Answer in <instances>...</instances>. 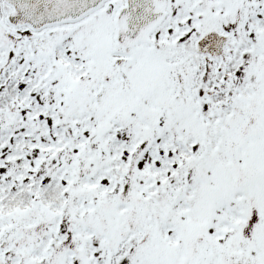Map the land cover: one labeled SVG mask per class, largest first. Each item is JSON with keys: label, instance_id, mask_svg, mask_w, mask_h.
<instances>
[{"label": "snow or ice", "instance_id": "6c2138e0", "mask_svg": "<svg viewBox=\"0 0 264 264\" xmlns=\"http://www.w3.org/2000/svg\"><path fill=\"white\" fill-rule=\"evenodd\" d=\"M0 264H264V0H0Z\"/></svg>", "mask_w": 264, "mask_h": 264}]
</instances>
